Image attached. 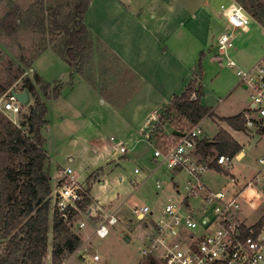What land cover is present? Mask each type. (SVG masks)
Instances as JSON below:
<instances>
[{
  "label": "rangeland",
  "instance_id": "obj_1",
  "mask_svg": "<svg viewBox=\"0 0 264 264\" xmlns=\"http://www.w3.org/2000/svg\"><path fill=\"white\" fill-rule=\"evenodd\" d=\"M120 1L126 6L124 8L134 14H142L144 9L145 14H147L146 7L157 5L162 0ZM179 1L185 5L187 12L174 20L176 23L170 26V38H164V41L170 48L178 49L182 54H184L181 50L183 45H192L190 52L196 48L199 52L205 51L207 54L203 58V72L199 77L200 98L202 104L209 107L210 111L213 112L211 111L212 115L209 116L208 114L204 117L201 123L204 130L202 138H211L221 129H225L243 145L244 151L241 159L236 161V168L231 174L216 175L209 172L205 175V178L217 189L234 191L236 184L232 181V177L243 182L248 181L253 179L263 168L260 158L264 157V136L255 131L235 130L225 121V118L249 110L251 91L246 89L240 82L237 70H249L264 54V0H245L247 8L244 9L248 13H253V4L257 5L258 2H261L262 7L257 9L259 16H252L249 31H244L241 28L237 30L235 47L228 50L227 56L219 50L218 39L226 22V17L220 15V12L223 10L221 5L229 6L232 4V0ZM98 2L87 16V22L89 18L94 16L93 12H98L96 18L93 19L96 23L94 27L96 35H99L101 40L110 46L122 45V53H127L128 58L136 57L137 49L150 43L148 33L141 27L134 28V26H130L129 22L119 13L118 9L114 8L113 4L105 0H98ZM75 5L76 0H0V19L8 11L16 8H19L18 16L21 18L15 34L9 35L0 29V87H8L7 91L12 87L24 89L29 93L28 102L23 104L22 112L17 115L2 109L3 97L7 91L0 94V142L5 137L4 126L9 121L22 130L25 136L28 135L27 120L32 114L35 100L37 97L45 100L44 90L35 78L36 72L44 78L43 81L46 79L47 82H51L52 87L57 86V81L60 83L64 77L65 82L60 84L65 93H71L69 106L72 107H68V104L61 106L55 100H48V123L43 128V135L46 138L44 147L50 155L46 168L52 178L53 190L57 185L58 172L70 166L74 169L77 180L90 189L95 200L106 205L114 202V205L119 206V222L111 226V233L106 238L94 235L87 242H84L86 239L83 238L89 234L88 232H80L83 236L81 246L88 248L87 251H75L66 254L62 264H150L139 250V247L146 243L147 230L140 216L133 213V209L144 204L150 205L154 214L148 216L146 220L154 223L162 215L169 199L180 201L176 196L177 189L172 185L173 178L177 179L179 175L176 176V173L166 165L157 168L158 165L154 161V147L163 148L172 144L175 140L171 133L173 126L166 125L165 131L158 134L156 131L158 130V123H154L153 130L150 133V136L153 131V134H155L153 137L154 146L152 145L146 154L135 156L134 152L143 150L148 144L145 145L144 139L139 143L136 142V139L143 137L141 134L135 135L136 131L131 132L128 129L121 131L117 127L123 117H119L115 110L120 109L122 103L127 107H132L137 103L139 96L129 100L124 92L123 96L116 98V107H113L110 103L102 102V99L96 98L94 101V98L89 96L82 84L76 81L78 80L77 76H74L73 79L75 92L70 91L69 84L73 69L60 55L68 36L66 28L57 25L56 20L61 25L72 26L71 15ZM167 11L165 10L166 13ZM195 17L196 21H194ZM105 50L104 46L99 51L104 66L113 62L111 57L106 56L107 51ZM90 55L91 46L83 54L78 72L85 73L86 76L92 75L94 78L95 74L92 67L90 65L86 66L89 63ZM228 55L235 61L236 67L225 65ZM216 56L224 59L221 61L213 60V57ZM133 59L129 61L135 62ZM222 62H224L223 65H221ZM156 64L155 61L153 67ZM100 70L101 72L103 70L101 65ZM155 83L158 84L160 89H167L166 93H168L170 87L175 90L181 85V81L175 80V78L170 79L168 83L163 82L162 76ZM31 84L34 85L35 91L30 90ZM135 86L131 88L132 91ZM144 100L145 98L142 99V101ZM74 109L78 110L79 114L74 112ZM88 115H91L95 121H99L105 115L106 119L118 125H108L102 131V134L95 136L92 129L83 127L82 119ZM181 124L183 126L180 124L177 126L182 128H184V124L185 128L190 126L185 121ZM126 132L129 133L128 138L123 141L128 144V153H118L116 158L121 157L118 161H110L103 165L105 160L96 159L97 153L93 151V147H86L85 142L89 138L92 143L98 144L110 139L112 135L120 139L119 135H124ZM210 152L211 158L219 154V151L215 148H210ZM24 160L23 154L1 149L0 147V244L3 242L1 235L4 214L7 210V199L16 188V182H13L11 176L8 175V169L18 168ZM136 167L141 169L140 173L134 172ZM107 174L109 176H106ZM149 175L151 177L139 188H136L132 179L141 181ZM120 176L123 177V180H120ZM184 177L185 174L178 179L183 181ZM101 178H104L103 183L98 182ZM157 179L163 180V188H156L155 181ZM258 187L264 188V178L258 183ZM86 211L82 210L76 220L82 219L88 225H93L90 223L87 214L83 213ZM263 215L264 204L260 202L253 206L245 205L241 218H244L247 224L252 225L261 219ZM88 230L89 233L92 232L91 226ZM121 233H123L122 236ZM127 233L133 237L130 242L125 240V234ZM54 244L55 238L52 231H50L48 264L52 263ZM96 253H100L103 259L98 262L93 261L92 255ZM155 264L163 263L157 261Z\"/></svg>",
  "mask_w": 264,
  "mask_h": 264
},
{
  "label": "built area",
  "instance_id": "obj_2",
  "mask_svg": "<svg viewBox=\"0 0 264 264\" xmlns=\"http://www.w3.org/2000/svg\"><path fill=\"white\" fill-rule=\"evenodd\" d=\"M221 8L226 22L218 39L219 50L227 56L228 50L235 47L237 30L247 29L252 16L238 3L229 6L222 4ZM223 59L220 57L219 61ZM225 65L236 67L229 55ZM237 75L245 88L251 91L249 110L244 112L245 130L264 136V54L249 70H237ZM22 91L24 89L10 88L3 97L2 109L14 115L20 114L23 103L14 92ZM202 134L199 122L172 144L163 148L154 147L157 168L166 165L175 172L185 174V177L183 181L176 180L175 184L173 179L180 201L169 199L157 222L146 220L154 214L150 205L144 204L133 209L147 229L146 243L139 250L143 257L153 258L163 264H264V225L257 230L255 225L260 219L251 225L241 218L245 205L264 204V188L258 187L264 178V157L260 158L263 168L253 179L243 182L232 177L236 184L234 191L210 190L205 181L206 173L212 169L210 162L215 159L218 166L231 174L244 148L242 153L235 156L220 154L204 161L197 155ZM118 149L124 154L128 153V147L124 144H119ZM134 172L140 173L141 169L136 167ZM149 177L141 181L132 179V182L139 188ZM56 178L57 185L51 195L52 210L71 224L80 236V232H85L91 226L92 232L84 242L94 235L108 237L111 226L119 222V206L94 200L90 190L77 180L70 166L60 170ZM163 183V180L157 179L156 188H163ZM86 197L91 198V203L83 213L87 214L93 225H88L82 219L76 220L78 214L82 213L79 203ZM87 249L82 245L76 251L86 252ZM92 259L98 262L103 256L96 253ZM44 264H48V257Z\"/></svg>",
  "mask_w": 264,
  "mask_h": 264
},
{
  "label": "trees",
  "instance_id": "obj_3",
  "mask_svg": "<svg viewBox=\"0 0 264 264\" xmlns=\"http://www.w3.org/2000/svg\"><path fill=\"white\" fill-rule=\"evenodd\" d=\"M91 0H76V5L71 15L72 26L61 25L58 20L56 24L66 28L67 40L60 55L75 71H79V66L83 54L92 46V35L84 22L85 15L89 9ZM244 8H247L245 0L239 1ZM253 13L259 16L257 9L262 7L261 2L253 4ZM19 8L8 11L0 19V29L7 34L13 35L21 22L18 16ZM202 53L198 60L196 78L181 95L175 96L166 111L161 115L158 122V134L165 131L166 125L173 126V129L185 132L192 126L199 123L210 113V108L201 102V87L196 89L200 82L199 77L203 72ZM36 81L40 83L45 93V100L37 97L33 106L32 114L27 120L28 135L25 136L22 130L9 121L5 126V137L0 142L1 149H6L21 153L25 160L18 168H9L8 175L16 188L8 197L7 210L4 214L2 235L3 242L0 244V264H44L49 249V233L52 231L55 244L52 252V264H62L66 254L75 252L82 244V237L74 230L73 226L52 210L51 195L53 192L52 178L47 171L46 164L50 155L45 149L46 138L43 135V128L48 123V100L57 98L61 94V85L52 87L51 83L44 82L37 74ZM8 87H0V94L6 92ZM30 90L35 91L34 85H30ZM195 93L196 98H193ZM185 121L190 124L188 128L177 126ZM225 121L235 130H245L244 112L225 118ZM176 125V126H175ZM183 126V125H182ZM154 132V131H153ZM151 134L149 143L154 146V135ZM174 139L177 136H174ZM203 138L197 145V152L201 159L206 161L210 157V148H215L219 154L235 156L244 148L230 132L221 129L213 138ZM211 168H216L229 174L216 164L214 159L210 162ZM91 203V198L86 197L79 203L80 210L86 211ZM52 211V216H51ZM75 213V212H74ZM76 214V213H75ZM73 215V214H72ZM264 225V215L255 225L258 230ZM150 264L157 261L148 258Z\"/></svg>",
  "mask_w": 264,
  "mask_h": 264
},
{
  "label": "crops",
  "instance_id": "obj_4",
  "mask_svg": "<svg viewBox=\"0 0 264 264\" xmlns=\"http://www.w3.org/2000/svg\"><path fill=\"white\" fill-rule=\"evenodd\" d=\"M105 1L109 2L110 4H113L114 8L116 10H119V13L124 16V18L129 22L130 26H134V28L141 27L144 31H146L148 33L150 43L145 46L139 47L136 51V57L128 58L126 56L127 53H122V45L116 44L115 46H110L105 43V41L103 42L99 35H96V33L94 32V27L96 23L93 21V19L96 18L98 12H93L94 16L89 18V21L87 22V16L90 14L91 9L95 8L97 3H99L98 0H91L89 9L84 18V22L87 25L93 38V44L91 46V55L89 63L86 66L90 65L95 75L93 78L92 75L86 76L85 73H80L78 71L73 70L71 72L70 77V91L72 93L75 92V82L73 81V79L74 76H77L78 80L76 81H79V83L82 84L83 88L89 93V96L94 98V101L96 100V98L102 99V102L110 103V105L116 107V98L123 96L124 92L126 94V97L128 96L129 100H131L135 96H139L137 99V103L134 104L132 107H127L122 103L120 105V109L115 110V113L119 115V117H123L119 123V126H117V123L114 124L108 119H106L105 115L99 121H95L93 117H91V115H88L87 117H84V119H82V123L84 125L83 127L92 129L95 133V136L102 134V131L105 130L106 126L111 124H114L115 126L119 127L121 131L127 129L131 132L136 131L135 135L138 136V134H141L143 136L141 139H136V142L139 143L141 140L144 139L145 145H147L150 144L148 135L150 134V131L153 130L154 123L159 122L161 115L165 112L164 110L170 105L173 98L185 92L189 85L192 83V81L196 78L198 60L200 59L202 53L204 54L203 58H205L207 54L205 51L199 52L196 48L190 52L192 45L181 46V50H183L184 52V54H182L179 52L178 49L170 48L167 44H165L164 38H170V26L176 23V21L174 20L176 18H179V16L183 13L187 12V8L181 1H159L157 5H150L146 7L147 14H145V9L142 14H134L131 11H128L126 8H124L126 6H124V4H122L120 0ZM239 1L240 0H232V3L240 4ZM165 10H168L167 13L165 12ZM249 14L251 16H255L254 13ZM113 15H115V13H113ZM220 15H222L221 12ZM194 21H196V17ZM243 30L249 31L250 28L248 27L247 29ZM104 46L106 49L105 51H107L106 56H109V58L111 57L113 61L111 62V64L106 66L103 65L104 63L102 62L101 55L99 54L100 49ZM217 58L218 56L213 57V60H218ZM130 59H133L135 60V62H138H130ZM155 61L157 64L155 65V67H153ZM100 65L103 66V74L100 70ZM117 66H121L122 68ZM36 73L38 74V72ZM161 76L163 77V82L167 83L172 78H175V80H180V87L175 90H172V88L170 87L168 93H166L167 89H160L158 84L155 83V81H159V79H161ZM63 79L64 77L61 80L62 83L65 82ZM44 81H46V79ZM60 83L57 81V84ZM134 85H136L134 88L135 91H132L131 88L134 87ZM128 88L131 90H129ZM178 91L179 93H177ZM70 94L71 93H65L64 89L62 88L60 96L49 100H55L56 103L60 104L61 106H66V104H68V107H72L69 106V102L71 101ZM143 98H145L144 101H142ZM74 112L79 114L78 110L76 109H74ZM202 121L203 119L200 122L202 123ZM175 130L176 129L172 128L171 133L173 134V131ZM145 131H147V133H145ZM128 134L129 133L127 132L124 133V135L122 134L123 136L120 134V139H117L115 135H112L110 139H106L104 142L98 144L92 143L89 138V140L85 142L87 144L86 147H93V151L97 153L96 159L105 160V163L103 165L110 161H118V159L121 158H116L118 153H120L118 145H128L123 141L128 138ZM215 136L207 138L209 139L208 141H212ZM112 137H114V139H112ZM197 155L201 158L198 152ZM212 159L213 158H211L210 152L209 160ZM154 161L156 162V158L154 159ZM209 172H213L216 175L225 173L223 171H219L216 168L210 169L207 173ZM175 173L176 176H179L177 177V179L173 178L174 184L176 180L181 181L178 178L182 176L181 173ZM106 176H109V174H107ZM104 178H101L98 182L103 183ZM120 180H123V177L120 176ZM206 183L210 190H220L219 188L217 189L213 187L207 180ZM226 191L231 192L233 190ZM91 197L95 200L92 195ZM242 219L244 220V218ZM85 232H88V234H90L88 229ZM122 234L123 233H121L120 235L122 236ZM81 237L83 238V236ZM86 237L83 239L85 240Z\"/></svg>",
  "mask_w": 264,
  "mask_h": 264
},
{
  "label": "water",
  "instance_id": "obj_5",
  "mask_svg": "<svg viewBox=\"0 0 264 264\" xmlns=\"http://www.w3.org/2000/svg\"><path fill=\"white\" fill-rule=\"evenodd\" d=\"M218 60L220 59V57L217 58ZM200 87V83H198L196 85V89H198ZM245 87V86H244ZM16 94V96L18 97V99L23 103V104H26L29 100V93L24 90L22 92H14ZM193 98H196L195 94L193 95ZM173 134L174 135H177V136H182L184 135V132L182 131H178V130H175L173 131ZM211 141H208L207 143L209 144ZM151 148V144H148L143 150L141 151H138V152H134V155L135 156H141V155H144L146 154ZM132 239V236H130V234H127L125 235V240L127 242H130Z\"/></svg>",
  "mask_w": 264,
  "mask_h": 264
}]
</instances>
